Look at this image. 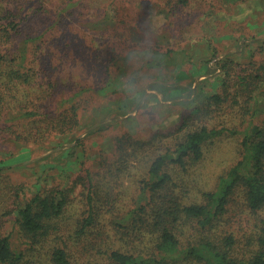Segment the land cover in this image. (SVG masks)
Listing matches in <instances>:
<instances>
[{
  "label": "rangeland",
  "instance_id": "obj_1",
  "mask_svg": "<svg viewBox=\"0 0 264 264\" xmlns=\"http://www.w3.org/2000/svg\"><path fill=\"white\" fill-rule=\"evenodd\" d=\"M15 72L30 74L26 109L41 115L7 120L6 100L25 95L19 88L7 97L3 83L13 75L20 83ZM213 93L222 101L191 114ZM0 96V235L9 234L33 264H51L45 243L30 246L19 232L15 207L65 188L70 205L61 227L77 223L88 207L90 173L98 225L68 245L74 264H102L99 249L141 247L114 221L133 207L153 158L183 131L203 124L235 130L204 144L187 170L167 167L189 188L185 200L214 189L240 159L244 130L264 117V0H0ZM68 99L76 114L63 112ZM261 227L264 205L250 211L237 189L221 230L234 231L239 253L249 255Z\"/></svg>",
  "mask_w": 264,
  "mask_h": 264
},
{
  "label": "trees",
  "instance_id": "obj_2",
  "mask_svg": "<svg viewBox=\"0 0 264 264\" xmlns=\"http://www.w3.org/2000/svg\"><path fill=\"white\" fill-rule=\"evenodd\" d=\"M33 14H38L37 10L31 11L29 15ZM12 27L11 23L6 22L3 29L10 32ZM20 50L21 58L24 59V49ZM15 73L19 74L17 78L20 83L13 81L14 75L3 83L9 90L7 97L11 98L12 93L15 94L19 88L25 95L15 97L13 94L11 99H15V103L6 100L12 103L10 109L4 113L8 116L7 120L41 115L35 109H26V105L32 103L27 93V88L32 90L31 85L34 84L32 79L29 81L30 74ZM31 76L33 77L32 74ZM21 84L24 86L21 87ZM2 99L4 98L0 96V100ZM207 100L199 108L196 106L191 114L199 110L201 112L202 108L207 109L211 100L221 102L222 97L219 93H213ZM68 101L71 104L63 112L76 114L77 107L71 99ZM188 117L189 114L185 116L183 123ZM225 132L233 133L235 130L204 124L187 128L173 148H168L166 152L153 158L147 168L146 177L141 180L133 207L114 221L119 233L131 234L132 237L140 239L137 245L141 247H113L108 252L99 249L103 253L99 254L105 259L102 264H264V235L258 238V248L246 255L238 251V239L241 238L234 231L220 228L231 196L237 189L243 190L245 206L250 211H258L264 205V117L260 124L251 123L244 130L240 159L218 178L214 189H202L196 200H185L189 188L173 181L167 169L175 164L182 171L187 170L188 164L204 155V144ZM135 143L143 144L138 139H135ZM122 144L120 141V146ZM129 145L134 151L136 146L132 143ZM4 167L5 165L0 166V172ZM86 180V214L77 223H67V230L61 227L70 205L65 188L54 189L48 193L36 192L15 207L19 232L29 238L30 246L44 242L51 264H74L70 257L68 240H81L90 229L98 225L99 217L93 211V183L90 173H87ZM59 228H62L60 233ZM261 231L264 233V227H261ZM243 237V243L248 246L250 237ZM0 264L33 263L22 250L13 249L10 235L4 234L0 235Z\"/></svg>",
  "mask_w": 264,
  "mask_h": 264
},
{
  "label": "crops",
  "instance_id": "obj_3",
  "mask_svg": "<svg viewBox=\"0 0 264 264\" xmlns=\"http://www.w3.org/2000/svg\"><path fill=\"white\" fill-rule=\"evenodd\" d=\"M171 89V88H170Z\"/></svg>",
  "mask_w": 264,
  "mask_h": 264
}]
</instances>
